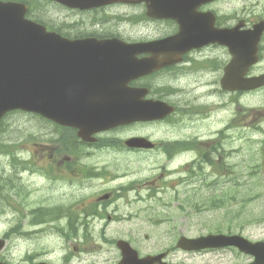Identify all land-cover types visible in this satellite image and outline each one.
<instances>
[{
    "label": "flooded vegetation",
    "instance_id": "af4514ba",
    "mask_svg": "<svg viewBox=\"0 0 264 264\" xmlns=\"http://www.w3.org/2000/svg\"><path fill=\"white\" fill-rule=\"evenodd\" d=\"M244 1L239 4V0H207L193 8L190 46L157 44L158 41L178 35L180 23L149 17L146 2H118L87 9L54 3L58 10L49 16L47 25L67 38L117 37L129 44L145 43L132 46L143 50L133 57L162 66L129 80L127 84L147 88L148 93L143 99L161 100L173 109L158 119L157 123L142 122L147 126L146 129L156 128L159 132L156 145L152 148H130L125 145V140L118 147L119 138L113 135L118 128L96 134V141H85L79 129L61 126L53 121H49L52 126L49 130L1 128L0 225L3 228L0 229V244L4 243V246L0 249V264L38 262L37 255L32 252L20 256L14 251L17 240L30 238L36 233V229L31 230L32 227L54 224L79 230V237L81 230L94 228L98 223L104 228L112 224L122 225L127 219L119 210V204L128 206L149 198L140 192L131 196V182L126 181L129 178L128 170L125 173L116 171L118 166L112 168L111 159L101 156L103 152L119 149L131 154H157L162 180L173 181V185L178 187L182 185L178 183L180 181H192L193 186H196L191 189L194 193L197 181L236 178L232 175L236 167L246 162L247 144L256 143L261 152V108L246 110L243 105L245 90H230L226 86L235 48L245 49L248 45L250 50L244 58H250L252 53L258 58L246 77L264 71V3L262 0ZM119 6H125L130 11L118 14L115 9ZM131 8H137L138 11L134 12ZM118 15H121L120 18ZM115 21L127 22V25L136 27L135 30L140 34L119 33L117 25H111ZM150 23L162 27L168 25L170 28H161L153 35L145 34L143 30L146 26L142 30L139 26ZM88 49L97 50L95 46ZM121 57L124 58V54ZM96 75L108 78L103 71ZM112 79H105L104 82L110 83L114 81ZM249 91L251 93L254 90ZM115 97L103 95L91 98ZM250 97L254 99V96ZM230 103L234 106L233 113ZM132 136L150 138L146 132ZM232 159L235 162L231 163ZM38 177L43 184L38 183ZM115 182L117 186L113 187ZM152 183L155 184V180ZM39 186L47 190L45 199L30 201V196L36 197ZM11 191L15 192L14 202L10 198ZM68 238L72 241L76 239ZM178 239L169 246L168 257L173 251L180 250L176 247ZM94 245L101 251L90 254L95 255L92 264L97 263L102 247L108 244ZM230 251L253 258L234 247L185 253L199 257L209 255L210 259L215 260H208L205 264H223L227 255L224 253ZM158 253L160 251L154 254ZM72 259L68 256V264Z\"/></svg>",
    "mask_w": 264,
    "mask_h": 264
},
{
    "label": "water",
    "instance_id": "95a60500",
    "mask_svg": "<svg viewBox=\"0 0 264 264\" xmlns=\"http://www.w3.org/2000/svg\"><path fill=\"white\" fill-rule=\"evenodd\" d=\"M70 7L87 9L101 5L127 2H146L148 16L151 18H173L180 22V33L157 44L190 46L192 44L191 25L193 0H56ZM28 6L20 2L0 1V119L8 111L22 109L34 111L61 124L79 127L80 135L88 137L92 130H102L133 120L159 118L163 103L143 100L145 88H131L127 80L150 73L162 65L147 63L145 59L133 56L142 52L136 47L145 43L129 44L119 38L98 40L85 38L71 40L61 34L49 31L45 25L26 17ZM182 39V41H179ZM95 46L99 53L97 63L115 72L109 84L119 89L118 98L92 100L76 99L69 96V87L75 77L84 78L93 72L92 65L75 61L73 54L86 58L88 48ZM125 46V47H124ZM105 47L108 50H102ZM102 50V51H101ZM110 53L111 58L104 55ZM124 54V58L121 55ZM132 56V57H131ZM235 58L229 71V87L250 89L264 85V74L254 78H244L247 67L239 75L234 72L240 66ZM249 65V62H247ZM240 71V70H239ZM236 81V82H235ZM234 83V84H233ZM131 146L151 145L144 138L134 137L127 141ZM236 244L251 253L264 256V243L253 244L241 236L225 237L209 235L199 239L183 237L179 245L188 249ZM123 250L121 264H151L154 257L139 258L138 252L126 241H119ZM161 258V256H159Z\"/></svg>",
    "mask_w": 264,
    "mask_h": 264
},
{
    "label": "rangeland",
    "instance_id": "374dc122",
    "mask_svg": "<svg viewBox=\"0 0 264 264\" xmlns=\"http://www.w3.org/2000/svg\"><path fill=\"white\" fill-rule=\"evenodd\" d=\"M244 0H239V4ZM264 3V0H262ZM245 2V1H244ZM263 3L261 6H263ZM36 8L35 13L38 14L46 22L49 16L55 14L54 10H58L49 0H37L34 2ZM130 11L125 6H119L115 9L118 14ZM132 11H138L137 8H131ZM113 13H115L112 10ZM264 13V9H263ZM121 15L117 17L120 18ZM125 18V15H122ZM128 23L112 22L111 25H117L119 33L126 35H138L140 32L135 30L136 27L127 25ZM144 26L145 29H144ZM145 31V34H154L155 31L161 28L168 29L170 26L155 25L154 23L139 26ZM262 91V92H261ZM257 97L261 98L258 102L247 104L243 100L246 110H253L262 105L264 110V89H262ZM232 95V94H231ZM246 97V96H245ZM253 99V97H251ZM255 99V97H254ZM253 99V100H254ZM238 101V99H234ZM230 110L233 113L234 106L230 103ZM264 115V114H263ZM261 140L264 141V116L261 118ZM5 128H23L29 131L31 128H42L49 130L52 128L49 122H46L34 116L32 113H15L7 117ZM145 128V129H143ZM147 126H133L117 131V138L125 139L140 132H146L153 137L158 138L159 132L156 128H148ZM258 136V138H260ZM260 140V139H259ZM264 143V142H263ZM249 151L252 153L249 154ZM101 156H107L112 161V168L118 166V172H129L126 181L131 182L130 195L136 193L141 194L151 193V188H154L155 183L170 185L171 181H160L161 166L159 157L154 155H140L123 152L115 149L101 153ZM254 157V158H253ZM246 162L235 168V173L232 175L236 178L219 180L222 183L219 192L214 194L220 197H211L210 191L207 188L194 190L201 194L194 195L191 192H182L186 189L196 188V186L186 185L177 189L170 187L160 188V191L154 197H149L145 202L133 203L127 205L119 204V210L127 219L122 225L112 224L104 228L101 223L96 227L89 229L88 237H84L85 230L80 231V236L77 239H69L66 235L59 231V227L53 224H45L38 227H32V231L36 229V233L30 238H21L16 241L15 254L23 256L26 252H32L37 255L38 261L50 259L54 264H68V256L73 259L70 264H92L95 255L101 251L94 243H107L102 247L101 256H98L95 264H117L120 255L116 250L117 246L113 244L116 238H126L144 254L163 251L171 246L180 234L200 235L215 231L242 233L252 240L264 239V148L259 151V145L256 143L247 144L245 152ZM2 158L0 156V163ZM235 162L232 159L231 163ZM255 173H259L255 176ZM263 173V175H262ZM244 177H243V176ZM161 179V178H160ZM38 183L43 184V181L38 177ZM137 185V186H136ZM106 187L107 185H103ZM117 183H113V187ZM146 186L145 189H143ZM127 191V188L125 189ZM47 190L44 186H39L36 192V197L30 196V201L40 202L45 199ZM10 198L15 199V192H10ZM36 198V199H35ZM221 198V199H220ZM219 199L218 202L223 207L208 209L203 207L208 200ZM226 203V204H225ZM212 202L209 205L212 206ZM230 204V206H228ZM3 226L0 225V229ZM90 239V240H88ZM85 248V249H83ZM229 253L224 258L227 264H240L242 258ZM84 258V259H82ZM82 259V260H81ZM81 260V261H80ZM174 262H187V264H205L210 259L209 255L204 257L186 256L182 252H176L173 257H170ZM218 258H216V261ZM216 263V262H215Z\"/></svg>",
    "mask_w": 264,
    "mask_h": 264
},
{
    "label": "trees",
    "instance_id": "16d2710c",
    "mask_svg": "<svg viewBox=\"0 0 264 264\" xmlns=\"http://www.w3.org/2000/svg\"><path fill=\"white\" fill-rule=\"evenodd\" d=\"M215 197V196H214ZM214 203V202H213ZM214 205H216V203H214ZM228 206H230V204L228 205Z\"/></svg>",
    "mask_w": 264,
    "mask_h": 264
}]
</instances>
